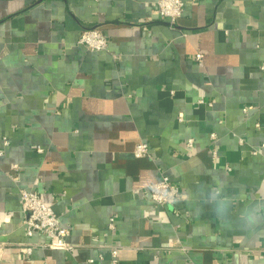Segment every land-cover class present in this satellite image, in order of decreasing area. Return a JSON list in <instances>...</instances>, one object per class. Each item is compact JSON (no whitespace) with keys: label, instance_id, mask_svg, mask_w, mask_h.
Returning <instances> with one entry per match:
<instances>
[{"label":"crops","instance_id":"crops-1","mask_svg":"<svg viewBox=\"0 0 264 264\" xmlns=\"http://www.w3.org/2000/svg\"><path fill=\"white\" fill-rule=\"evenodd\" d=\"M157 1L0 0V264H113V247L118 264H264V0H183L174 24ZM91 27L107 50L78 43ZM162 180L186 197L152 200ZM24 188L70 249L28 235Z\"/></svg>","mask_w":264,"mask_h":264},{"label":"built area","instance_id":"built-area-1","mask_svg":"<svg viewBox=\"0 0 264 264\" xmlns=\"http://www.w3.org/2000/svg\"><path fill=\"white\" fill-rule=\"evenodd\" d=\"M157 8L159 17L162 20H166L171 24H174L183 14L184 1L183 0H158ZM78 43L84 45L89 50L101 51L109 48V38L99 27L85 28L81 32ZM202 53H197L196 58L201 60ZM264 68V65H263ZM251 107H245L247 111ZM180 119H183V113L179 114ZM259 125V124H258ZM215 138V133L212 134ZM7 145V141H4ZM193 139L188 142L189 146H192ZM4 153L0 150V155ZM149 154V145L144 141H140L135 148V155L137 157H144ZM14 170L19 169L18 164H14L12 167ZM149 194L152 200L159 204H172L178 200L186 197L185 193L175 184L168 180L157 181L149 185L145 190ZM21 206L23 212L26 215V231L29 236H32L35 232H40L51 238L49 243H45L43 247L70 249L71 244L67 241L70 229L61 223V219L53 208L46 204L40 195L32 190L21 189ZM109 228H115V219L112 217L109 222ZM34 249V245L28 244L20 247V250L26 254H31ZM112 263L118 264V250L113 247L112 251Z\"/></svg>","mask_w":264,"mask_h":264}]
</instances>
